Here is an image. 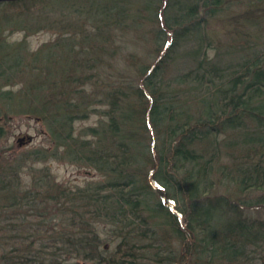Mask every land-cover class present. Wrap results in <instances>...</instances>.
<instances>
[{"label": "trees", "instance_id": "trees-1", "mask_svg": "<svg viewBox=\"0 0 264 264\" xmlns=\"http://www.w3.org/2000/svg\"><path fill=\"white\" fill-rule=\"evenodd\" d=\"M98 15L47 23L58 38L33 56H62L56 70L0 53V140L21 112L51 141L0 149V264H264V0H111ZM52 159L102 178L58 181L37 166Z\"/></svg>", "mask_w": 264, "mask_h": 264}, {"label": "rangeland", "instance_id": "rangeland-1", "mask_svg": "<svg viewBox=\"0 0 264 264\" xmlns=\"http://www.w3.org/2000/svg\"><path fill=\"white\" fill-rule=\"evenodd\" d=\"M110 3L111 0H48L45 4H39L38 7L35 6L32 8V11L26 7L18 8V10L17 8H0V44H4V46H7L9 49L8 51L0 50V53L6 54L5 56L9 57L8 60L17 62L19 59L23 58L25 61L22 59L19 64L20 68L30 64H34V66H43L45 62L51 69L56 70L57 65L64 63L62 56L60 57L57 56V54H53L52 56H55L54 58L47 59V53H43L44 60L39 56L37 57L42 60V62L33 56V54L37 53L42 47L54 43L58 38L56 32L47 28V23H49L52 18L57 17V20L69 22L78 28H82L86 24H93V22L105 24L106 21L104 20H107V15L104 14L103 20L98 18V14L103 6ZM76 9L81 10L84 16L85 14L90 15L93 22L90 23L88 21L85 22L83 19H76V17H78L74 12ZM40 11L42 16L35 13ZM37 20L42 24L43 30L41 27H38ZM35 28L38 29L35 30ZM33 29L34 31H32ZM109 30H111V27L106 25L103 32L108 33ZM29 55H32V58ZM228 58L226 57L224 60H228ZM23 85V80L16 81L13 86L14 90L22 88ZM25 100L27 101L28 99ZM17 103L18 102H14L13 104ZM0 105L2 106V112L8 110L2 103ZM20 107L23 110H28L31 105H27V102H22ZM101 118L102 116L99 114H93L86 120L77 121L75 127L77 130H81L82 128L97 126L102 120ZM38 119H40V121H38ZM5 124L8 133L0 140V149L9 150L11 147H18L23 151H29L48 148L51 145L45 123L40 117L29 116L26 113L23 114L20 112L16 116H10L9 121ZM27 133L34 136L32 143L19 147L18 137L21 134ZM37 166L39 168L48 167L51 174L55 176L58 181H65L72 186H84L91 180H101L102 178L94 170L86 168L81 169L78 168V166L61 163L54 159L46 163L37 164ZM88 172H90V174H88ZM251 213L255 217H264V209L255 210ZM111 248L113 249L114 245H112Z\"/></svg>", "mask_w": 264, "mask_h": 264}, {"label": "water", "instance_id": "water-1", "mask_svg": "<svg viewBox=\"0 0 264 264\" xmlns=\"http://www.w3.org/2000/svg\"><path fill=\"white\" fill-rule=\"evenodd\" d=\"M15 1H23V0H0V4L6 3V2H15ZM38 121H40V119H38ZM33 139H34V136H32L28 133L27 134H21L18 137L19 147H22L24 145H28V144L32 143ZM88 174H90V172H88Z\"/></svg>", "mask_w": 264, "mask_h": 264}]
</instances>
